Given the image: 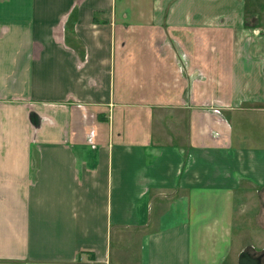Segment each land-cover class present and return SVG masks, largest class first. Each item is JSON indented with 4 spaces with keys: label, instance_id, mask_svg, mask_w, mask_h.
<instances>
[{
    "label": "crops",
    "instance_id": "obj_1",
    "mask_svg": "<svg viewBox=\"0 0 264 264\" xmlns=\"http://www.w3.org/2000/svg\"><path fill=\"white\" fill-rule=\"evenodd\" d=\"M248 208L263 0H0V264H214Z\"/></svg>",
    "mask_w": 264,
    "mask_h": 264
},
{
    "label": "rangeland",
    "instance_id": "obj_2",
    "mask_svg": "<svg viewBox=\"0 0 264 264\" xmlns=\"http://www.w3.org/2000/svg\"><path fill=\"white\" fill-rule=\"evenodd\" d=\"M254 211L251 208H248L247 215L249 216V218L248 216L246 217V215H243L245 221L242 223H240V220H236V217L238 215L234 214L235 217V222L233 225L234 233H236V235L241 234V237H238L233 241L235 245H238L240 243L243 251L253 252L252 255L253 258L260 257L262 259L260 264H264V232L259 227L257 222L254 221L255 218L253 217L256 216ZM219 241L220 244H218L216 248V253L215 255L212 256V258L215 259L214 264H240V256L242 255L243 251L242 250L234 251V249L231 250L229 241L224 242L223 239Z\"/></svg>",
    "mask_w": 264,
    "mask_h": 264
},
{
    "label": "water",
    "instance_id": "obj_3",
    "mask_svg": "<svg viewBox=\"0 0 264 264\" xmlns=\"http://www.w3.org/2000/svg\"><path fill=\"white\" fill-rule=\"evenodd\" d=\"M260 264L258 262V259L252 258L250 255L248 254H242L240 256V264Z\"/></svg>",
    "mask_w": 264,
    "mask_h": 264
}]
</instances>
